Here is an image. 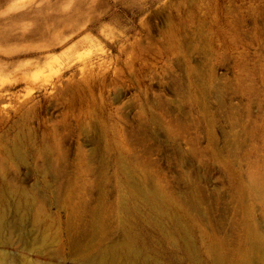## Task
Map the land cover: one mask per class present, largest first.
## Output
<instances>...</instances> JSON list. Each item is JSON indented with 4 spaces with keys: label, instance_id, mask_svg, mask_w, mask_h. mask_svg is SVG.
<instances>
[{
    "label": "rangeland",
    "instance_id": "374dc122",
    "mask_svg": "<svg viewBox=\"0 0 264 264\" xmlns=\"http://www.w3.org/2000/svg\"><path fill=\"white\" fill-rule=\"evenodd\" d=\"M0 264H264V0H0Z\"/></svg>",
    "mask_w": 264,
    "mask_h": 264
},
{
    "label": "bare ground",
    "instance_id": "6f19581e",
    "mask_svg": "<svg viewBox=\"0 0 264 264\" xmlns=\"http://www.w3.org/2000/svg\"><path fill=\"white\" fill-rule=\"evenodd\" d=\"M4 226H3V218L0 217V232L3 230Z\"/></svg>",
    "mask_w": 264,
    "mask_h": 264
}]
</instances>
